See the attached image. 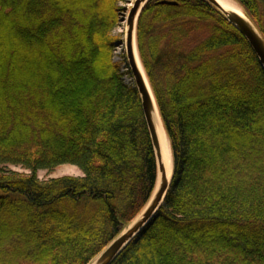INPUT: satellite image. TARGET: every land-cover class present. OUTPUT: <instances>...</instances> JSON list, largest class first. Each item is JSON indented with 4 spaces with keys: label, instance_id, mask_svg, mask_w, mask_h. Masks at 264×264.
Returning <instances> with one entry per match:
<instances>
[{
    "label": "trees",
    "instance_id": "trees-1",
    "mask_svg": "<svg viewBox=\"0 0 264 264\" xmlns=\"http://www.w3.org/2000/svg\"><path fill=\"white\" fill-rule=\"evenodd\" d=\"M120 1L0 0V264H89L153 194L141 97L111 59ZM161 1L137 44L174 177L113 264H264V70L210 2ZM235 1L264 37V0ZM63 164L82 175L39 177Z\"/></svg>",
    "mask_w": 264,
    "mask_h": 264
},
{
    "label": "water",
    "instance_id": "water-1",
    "mask_svg": "<svg viewBox=\"0 0 264 264\" xmlns=\"http://www.w3.org/2000/svg\"><path fill=\"white\" fill-rule=\"evenodd\" d=\"M149 1L150 0H135L129 10L126 20H124L127 25L126 49L128 65L135 86L141 97L144 117L155 149L158 166L157 182L153 194L143 210L112 240V242H110L93 260H91L89 264H113L118 256L133 241L139 239L164 206L173 182L174 162L171 142L168 137V144L166 137L162 132L160 122L162 117L155 95L144 70L137 44V25L139 17ZM207 1L224 14L229 22L248 40L264 70V37L243 8L240 7L243 11V13H240L234 9H227L218 0ZM161 2L163 4H176V2L169 0H163ZM164 129L166 131L165 126ZM170 156L172 158H170ZM170 160L171 164L169 163ZM170 169L172 170L171 177H169Z\"/></svg>",
    "mask_w": 264,
    "mask_h": 264
},
{
    "label": "rangeland",
    "instance_id": "rangeland-1",
    "mask_svg": "<svg viewBox=\"0 0 264 264\" xmlns=\"http://www.w3.org/2000/svg\"><path fill=\"white\" fill-rule=\"evenodd\" d=\"M235 1V0H233ZM135 0H122L120 1V6L122 7V20L119 24L112 30L111 34L116 36L118 39L115 41L112 49V61L118 64V71L121 75V79L127 84H134V79L131 74L128 60H127V49H126V18L128 16L129 10L132 7ZM236 2V1H235ZM237 3V2H236ZM238 4V3H237ZM239 5V4H238ZM239 7H241L239 5ZM242 8V7H241ZM125 19V20H124ZM11 169L29 173L28 170L22 168L21 166H11ZM81 176L82 171L75 165L63 164L58 166L52 171L43 170L39 172V177L42 180H47L50 178H57L62 176Z\"/></svg>",
    "mask_w": 264,
    "mask_h": 264
},
{
    "label": "bare ground",
    "instance_id": "bare-ground-1",
    "mask_svg": "<svg viewBox=\"0 0 264 264\" xmlns=\"http://www.w3.org/2000/svg\"><path fill=\"white\" fill-rule=\"evenodd\" d=\"M219 2H221L227 9H234V10H237V11H239L240 13H243V11H242V9L239 7V5L235 2V1H233V0H218ZM139 63H140V61H139ZM141 64V63H140ZM141 69H142V66H141ZM160 122H161V129H162V132L164 133V135H165V137H166V140H167V142H168V144H169V139H168V136H167V134H166V131H165V129H164V126H163V123H162V120L160 119ZM170 158H172L171 156H170ZM172 160V159H171ZM171 160H170V164H171ZM171 175H172V170L170 169V171H169V177H171Z\"/></svg>",
    "mask_w": 264,
    "mask_h": 264
}]
</instances>
